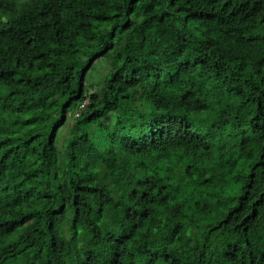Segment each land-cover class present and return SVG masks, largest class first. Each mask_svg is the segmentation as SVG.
I'll return each instance as SVG.
<instances>
[{"label": "trees", "instance_id": "trees-1", "mask_svg": "<svg viewBox=\"0 0 264 264\" xmlns=\"http://www.w3.org/2000/svg\"><path fill=\"white\" fill-rule=\"evenodd\" d=\"M0 264H264V0H0Z\"/></svg>", "mask_w": 264, "mask_h": 264}, {"label": "rangeland", "instance_id": "rangeland-1", "mask_svg": "<svg viewBox=\"0 0 264 264\" xmlns=\"http://www.w3.org/2000/svg\"><path fill=\"white\" fill-rule=\"evenodd\" d=\"M108 69V65L105 64L100 71H98V73H96L95 75H93L90 79H89V83L94 84L95 87L98 89L102 84H103V79L104 76L107 72ZM70 116H75V115H70Z\"/></svg>", "mask_w": 264, "mask_h": 264}]
</instances>
